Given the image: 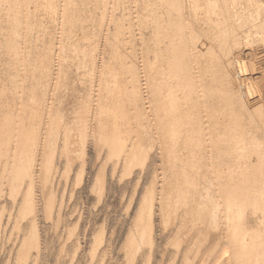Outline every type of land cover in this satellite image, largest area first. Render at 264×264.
<instances>
[{"label":"bare ground","instance_id":"1","mask_svg":"<svg viewBox=\"0 0 264 264\" xmlns=\"http://www.w3.org/2000/svg\"><path fill=\"white\" fill-rule=\"evenodd\" d=\"M70 1L76 5L72 0H0L1 56L5 55L9 66L18 61L22 64L27 57L30 59V51L37 49L34 55L36 58L33 57L35 63L31 60L33 66H36L31 70L33 72L35 68L37 74L33 90L30 87L32 92L27 96L31 102L30 108L26 107L29 115L24 112L14 115L10 111L7 112L8 115L6 112L4 114L9 119L5 118L8 122V125L4 123L6 131L0 130V133L3 132V136L0 135L3 138L0 142V156L6 152L8 158L0 162L3 165L0 186H8L14 197L13 203L16 201L15 196L21 194V189L27 186V192L22 193H25L23 199L29 201L33 213L38 200L36 196L30 197L28 194L30 187L38 184L46 215L50 216L57 199V155L60 159L66 155L67 148H77L84 157L86 140L88 137L96 138V121L100 123L104 135L106 129H109L107 137L110 141L107 145L110 155H115L114 164H122L125 173L129 174L132 171L129 169L130 165L138 160V156H135L140 150L136 149L138 143L127 140L128 130L125 132L123 129L124 132L120 133V127L122 129L128 126L127 121L124 119L126 126L123 127L119 121L122 115H128L127 112L134 117L141 115L150 131L152 146L155 132L160 134V145H163V148L160 146L162 166L158 167L160 172H157V166L153 168V178L147 184H142V187L140 183L144 172L139 171L137 179L131 185L127 211H123L125 218L130 220L118 247L122 251L119 264H137L138 260L141 264L152 263L158 239L168 230L171 232L169 243L175 248L172 257L173 260L178 257V264H264V64L260 67L253 66L255 43L263 46L264 50V0H145V6H142L144 32L140 33L143 28L135 26L139 30V33H135L139 34L137 36L143 44L141 64H137L139 61L136 60L135 63L143 66L144 82L138 85V76L132 75L129 79L131 87L126 99L124 98L129 111L124 109L125 102L121 104L115 97L108 103L106 93L109 81L102 73L109 67L110 51L119 54V43L134 40L137 36L128 38L129 40L123 36L118 41L114 35L112 37L110 25L114 0L105 1L107 5L103 8L104 12L101 10L103 14L99 24L94 22V14L87 4L91 0H76L82 5L81 8L80 5L76 8L68 7ZM132 1L134 5H130L132 8L124 18L134 23L140 17V11L135 5L138 1ZM30 3L33 4L29 5ZM93 8L98 10L100 6ZM36 14L40 16L38 19ZM44 17H48L51 22L49 25L55 27L47 41L42 38L45 29L40 21ZM118 23L112 22L121 27L122 24ZM95 24L96 33H88L87 28ZM77 27L78 31L75 29ZM128 27L124 35L127 33L129 36L132 31L129 32ZM116 30L113 32L121 30V34L118 33L121 36H116L122 37L124 29L121 27L119 31ZM34 32L38 40L35 36L31 42L30 37ZM70 34L72 44L80 39L82 41L75 46L70 44L74 47L73 51L81 55L79 62L82 65L88 63L87 65L96 69L98 80L88 121L86 125L79 127L82 132L85 131L84 140L78 135L72 141L76 135L70 134L72 128L63 121V98L59 99L61 96L54 95L55 88L62 80L59 77L66 56V53L63 56V44ZM68 45L65 44L67 50L70 48ZM261 55L257 57L260 58ZM158 60L161 64L157 72L154 68L158 66H154V61ZM130 62H126V68L134 74L138 66L132 65L133 62L129 64ZM14 67L12 66L17 71ZM154 70L161 75L159 80L154 77L156 73L153 76ZM29 73L27 74L30 75ZM14 77L16 76L11 78ZM16 85L15 81L13 86ZM19 85L22 86L21 83ZM0 88V93L3 94L5 91ZM41 89L43 91L39 92ZM21 99H18L19 102ZM0 103L3 105L4 102ZM22 108L20 111H23ZM104 112L116 114H113L110 126L100 120V115ZM27 116L38 117L35 119L38 120L39 127L35 129V126V133L34 130L28 132L25 129L28 126V123L24 126ZM31 123L32 121L29 126ZM33 127L34 125L32 129ZM149 152L150 150L147 151ZM139 153V161L142 158L144 160L141 156L143 153ZM81 165L83 176L79 173V183L84 179L85 159ZM139 191L140 195L136 198ZM61 206V203L57 206V217L60 216ZM25 211L27 213V209ZM256 213H260L258 221L255 220L256 223L252 224L249 222V215ZM35 221L37 220L33 218L32 223L36 228ZM103 231L100 233L101 241ZM114 232L112 229L107 247L99 255L97 264H105ZM39 236L36 229L31 244L36 251L41 247ZM21 242L20 245L23 244ZM24 250L20 255L26 257L28 253Z\"/></svg>","mask_w":264,"mask_h":264},{"label":"rangeland","instance_id":"2","mask_svg":"<svg viewBox=\"0 0 264 264\" xmlns=\"http://www.w3.org/2000/svg\"><path fill=\"white\" fill-rule=\"evenodd\" d=\"M74 1H75L76 5H73L74 3L72 4L70 1V4H68L69 5L68 7L73 8L75 6V8H76V6L80 5L79 8H81L82 5L77 3L76 0H72V2H74ZM105 1L107 2L108 0H91V2L90 1L87 2L88 6L91 9V12L94 14V19H95L94 22L96 21V22H98V24L101 21V17H102L101 15L104 12L103 8L106 7V5H107V4H105L106 3ZM127 1H130V2H127ZM136 1H138V2H135V5L137 6L138 11H140L139 12L140 17L137 19V21H135L138 23V24L136 23V25H135V22L132 23V21L130 19H127L126 17L124 18V16L127 15V12H129L131 10L130 9V8H132L131 6L134 5L133 1L132 0H114V8H112V10H113L112 22L114 24H117L118 22H120L122 24L121 25L122 29H124V30H122V32H123L122 37H119V36H121V35H119V34H121V32H120L121 27L118 26L120 24L118 23V25L116 26V25L112 24V22H111L110 33H111L112 37H114V36L116 37L117 41L122 40L121 38H123V36L127 40H129L133 37L135 38L137 36V34L139 33V30L137 28L138 27H140V29L143 28L142 23H144V21H143L144 19H142V18H143V14H144L143 13L144 12L143 7L145 6V0H142V1L136 0ZM31 4H33V3H30L29 5H31ZM7 5H8V3H7ZM70 5H72V6H70ZM96 5L98 7L100 6V8H98V10L93 8ZM5 6H6V3H5ZM101 10L103 12H101ZM38 12L37 13L40 14V11H38ZM38 14H36L37 15L36 19H38L40 17V16H38ZM47 18L48 17H46V19H45V17H44L43 21H40L43 23V27L45 29V32H44L43 37H42L45 41H47L49 39V37H48L49 34L53 33L55 31V29H54L55 27L53 28V25H51V24L49 25V23H51V22ZM128 25H130V28L128 27ZM68 26L69 25H67V27ZM118 27H120V29L116 30V28H118ZM126 27H128L129 32L132 31L129 36L127 35V33H126V35H124V33H125L124 31H126L125 30ZM34 28H37V27H34ZM75 29L77 30V29H79V27H77ZM75 29H72V31L75 32ZM87 29H88V33H96L97 26H96V24L94 26L90 25L89 28H87ZM113 30H116V31L120 30L118 32L119 34L117 32L115 33V31L113 32ZM136 31L138 33H135ZM141 32H144V28L142 30H140V33ZM35 33L36 32H34L32 34V36H31L32 38L30 37L31 42L34 41L33 37L35 38V36H36ZM116 35H119V36H116ZM138 36H139V34H138ZM138 36L134 40L131 39L128 42H122V43L120 42L119 43L121 46L120 49L122 50V48H123L122 51L124 53L121 52V50H119V52H120L119 54L113 50H111L109 53V56H108L109 67H106L104 69V73H102L103 74L102 76H104V78L109 81V84L107 87V93H106L107 97H109L107 99L108 103L109 102L111 103V99H113L114 97L118 101H120L121 104H122V102H125L124 98H125V96L128 95L129 89L131 87V82L129 83V79L132 77V75L138 76V78H137L138 79V82H137L138 85L140 82H144L143 66L137 65L138 63H140L141 59L143 58L142 57L143 52L141 50V46L143 44L139 40ZM67 37H69V36H66V38ZM118 37H119V39H118ZM249 37L248 38L251 39V36H249ZM37 38L38 37L36 36L35 39L38 40ZM66 38L62 41L63 43L66 40ZM70 39H71V34H70L69 39L67 38V40L69 41V45L72 44ZM67 40L63 44V46H64L63 56H64V53H66V56L63 60L64 61L63 62L64 67L62 68V71H61L60 77H59L62 80L59 82V85L57 86V88H55L54 95L61 96L59 99L63 98L61 100V101H63V102H61V105H62L61 111H62V115L64 117L62 115L61 116L63 118V121H66L67 126L69 128H72V130H70V132H71L70 134L76 135L74 138L71 139V141L73 139H75L76 137H79L78 135L81 136V140H84L85 131L82 132L80 130L81 128L79 129V127L81 125H86L88 118H89V110L91 107L90 105L92 104V102L95 98V93H96V89H97V82H98L97 77H96V71L97 70L92 68L90 65H87L88 63L86 65L85 64L82 65L79 62L81 55H79V53H76L73 51L74 47H71V45H70V48L68 47L69 50H67V47L65 46V44L68 45ZM78 42H74L73 43L74 46L82 43V41H80L81 43H78ZM76 43H78V44H76ZM255 44L256 45H254L255 47L253 46V48L256 51H254L253 58H255L254 60H255L256 64L254 63L253 66H259L260 67V65L264 64V50H263V46L259 45V43L258 44L255 43ZM125 46H126V49H124ZM0 49H1V47H0ZM65 50L69 51L71 54L69 52L67 53V51H65ZM36 51H37L36 48H33V50L30 51V54H29V56L31 55L30 59L27 57V60H26L27 62L24 61V63H26V66L24 63L21 64V62H19V61H18V63H15V65L13 63H10V66H9V62L6 61L7 58L5 57V55L1 56V54H3V53L0 54V57L3 58V59L2 58L0 59V61H1L0 62V65H1L0 66V85H1L0 87H2L3 91H5V92H3V94L0 93V96H1L0 102H2V103L4 102L3 105L0 103V113H1L0 119L2 118L0 121L1 122L0 125L3 124L0 126V128H1L0 130H3V132L6 131V130L4 131V129H7L4 126L5 125L4 123H6V125H8V122H6L7 120H5V118H8L7 112L10 111L14 115L17 112H21V113L24 112L26 115H29V110L27 108H30L29 106L31 105V102L28 100L27 96L32 92L31 89L33 90V85H34V80H35L34 77H35V74H37L35 72L36 66H35V64H34V66L32 64L34 62V58H36V56H34L36 54ZM50 52H51V50H50ZM32 54H33V56H32ZM68 54H70V55H68ZM50 55H51V53H50ZM258 55H261V56H259L260 58L257 57ZM70 56H71V58H69ZM66 59H68V60H66ZM135 60L139 61V62H137V64H136ZM30 61H31V63H30ZM129 61H131L129 64H132V62H133L132 65H135L136 67L138 66L136 71L134 72V74H131L129 72V70H127V68H126V65H127L126 62H129ZM5 62H6V64H5ZM28 62H29V64H28ZM154 63H155L154 66L157 65L158 67L154 68V66H153V68L156 69L158 72L160 69L159 66L161 64L160 60H158L157 62L154 61ZM27 64H28V66H27ZM11 65L15 66L14 68L17 69L18 73L16 70H14L12 68ZM16 65H18L20 69L17 68ZM29 65L30 66L32 65L31 68ZM2 66L4 68H2ZM5 67H8V68H5ZM33 67H35V68H34V71L32 72L31 69H33ZM245 67H246V65L244 66V68ZM24 69H26L25 73H24ZM28 70H30V71H28ZM21 72H23V73H21ZM29 72H31V73H29ZM27 73H29L30 75H28ZM153 73H154L153 74V76H154L156 73L155 70L153 71ZM19 74L20 75L22 74V75L20 76ZM156 74L157 75L154 77H157L155 79L159 80L160 78H158V77H161V75L158 73H156ZM14 75L16 77L11 78ZM31 75H33V76L30 77ZM140 75H142V76H140ZM23 76H26L25 77L26 81H24L25 78ZM22 78H24V79H22ZM30 78H32V79H30ZM7 79H9V81ZM21 79H22V82H20V83L22 84V86L19 85L20 84L19 81H21ZM11 80H13L14 82H12ZM157 80H156V82H157ZM3 81H6V82L4 83ZM15 81L17 84L16 85L17 87L16 86L15 87L18 88L19 92L13 86ZM23 83H25V84H23ZM3 85L6 86L7 88L4 87ZM144 86H145V84H144ZM21 87H23V88H21ZM30 87H31V89H29ZM142 87H143V85H142ZM25 88H27V90ZM43 89L38 90V91L41 92V91H43ZM23 91H24V93H23ZM28 91H30V92H28ZM253 91L255 92L256 89H253ZM14 92L19 93V95L15 94ZM99 94L104 95L103 92H99ZM13 96H14V99L12 101L11 99L13 98ZM17 96H20V97H17ZM46 96H47V94H46ZM18 99H21V102H19L20 100H18ZM23 99L26 102H24V101L22 102ZM14 101H15V103H13ZM12 103L15 105V106L13 105L14 108H12L13 107ZM125 104H124V106H125L124 109L125 110L130 109L127 105V102H125ZM9 106L12 109V111L9 108ZM22 106H24V108H25L24 110H23ZM20 107L22 108L23 111H20V109H21ZM126 107H127V109H126ZM17 108H20V109H17ZM25 110H26V112H25ZM111 110H113V109H110V111ZM127 111H129V110H127ZM5 112L7 114V115H5L6 117L4 116ZM113 114L114 113L109 114L107 112H104L100 115V120L101 119L104 120V122H106V125L110 126L111 121H112V117H114L116 115V114H114V116H113ZM127 114H128L127 116L125 114L122 115V117L125 116L126 118L125 117L124 118L119 117L120 121L117 119L116 123L118 124V121H119V124H120V126L122 125V127L126 126V124L124 125V119L128 123V126H126L128 129L126 127H123L121 129V127H120L121 132H120V130H119V132L123 133L124 131L126 132L128 130L129 131V137L127 138V140H129V142L135 141V143H138L136 145L137 151L140 150L144 154V155L143 154L141 155V152L140 151H139L140 153L138 152L142 157H144V160H142L143 159L142 158V159H140L141 161H139L140 156L137 153V155L135 157L138 156V160L134 163H137L138 161L139 162L137 164L132 163L133 165L132 164L130 165L132 168L129 166L130 167L129 169H132L131 173H129V174L125 173V171L122 167V164H120V163L118 165L114 164L115 155L114 154H112V156L110 155L111 151H110V148L108 147L109 145H107V143L110 141L107 137V135H109V132H108L109 129H106V132L104 135L103 129L100 128V123L95 121L94 125L96 126V129H97L96 130V138L94 139V138L88 137V139L86 140L87 142H85L86 144H85V155H84V157L81 154L80 150H76L77 148L76 149L73 148L72 150H71V148H67L65 150L66 155L64 157H60V159L58 158V155H57V159H56L57 162L56 163L59 167V174L57 175V179H56V183H55V186L58 188L57 189V196H56L57 199H56V206L53 208L52 214L50 216L47 217V215H46L45 207H44V204L41 200L42 197L40 195L41 189H40V186H38V184L32 185V187H30V193L28 194V196H30V197L36 196L37 197L36 199L38 200L35 212H33V213H31V206L28 203L29 201H25L23 199L25 193L24 194H22V193H23V191L27 192V186H25V188L21 189V194H19L18 196L14 195L16 198L15 203L12 202V199L14 197L10 193V190L7 188L8 186H5L3 188L0 186V264H97V263H99V255L102 253V250L107 247V242H108V239L110 237L112 229L115 231L114 236H113L114 241L112 240V245L110 246V249H109L110 253L108 252V254L106 255L107 258L105 256L107 261L105 262V260H106L105 259L104 263L105 264H107V263L108 264H115V263L119 264L121 262L122 251L118 247H119L120 242H121V240H122V238L126 232L128 225H129L130 219L125 218V215H126L125 211H127L128 205L126 206V204L128 202V199H129V196L131 193V187H132L131 185H132V183L135 182V180L137 179L136 175L141 170H143V172H144L143 177L141 178V183H140L141 187H142V184L143 185H145V183L147 184L149 182V180L151 181V179L153 178L152 177L153 176V168L155 169V167L157 166L156 167L158 169L157 172H160L159 168H161V166H162L161 165L162 164L161 163L162 158L160 155V146H161V148H163V145H160L162 143H160L161 141H159V140H161V138H159L158 135H160V134L158 132H155V138L153 137L154 143L152 146V139L150 137V131L146 127L145 120L141 117V115L134 117L132 115H129V112H127ZM29 118H30V121H32L31 126H29V124H30V121L28 122ZM32 118L33 117L27 116V118H25V124L26 125H24V126H27V123H28V126H27L28 129L25 128L26 131L28 130V132L29 131L33 132V130H34L33 133H35L37 131V130L35 131V129H38V127H39V125L37 124L38 120L35 119L38 117H34L33 119ZM114 119H115L114 121H116V118H114ZM15 122L17 123L18 120H16ZM34 123H36V124H34ZM38 123H40V122H38ZM33 125H34V127L32 129ZM35 126L37 128H35ZM29 127H31V130ZM123 129H124V131H123ZM3 132L1 131V133H0L1 136H3ZM32 132H30V134H33ZM62 134H63V132H62ZM2 139L3 138H0V142ZM69 149L71 151H67ZM147 149L150 150L149 153H147V151H148ZM145 154H146L147 158H146ZM0 157L1 158L3 157L2 160L0 158V162L6 160L8 158V156L6 155V152L1 153ZM83 159H85V162H86L85 174H84V179L82 180L81 183H79L78 182L79 177H81V175L83 176V173L81 174V171H82L81 163H82ZM113 166H114V170H113ZM1 167H2V169H1ZM2 170H3V165L2 166L0 165V171H2ZM0 174H1V172H0ZM14 183H15V180H14ZM139 195H140V191L137 194L136 198H138ZM59 202L61 203L62 206H61V210H60L61 212L59 213L60 216L57 217V210L56 209H57L58 204L60 205ZM23 205L24 206L26 205L27 207L25 208ZM134 206H135V204H133V209H134ZM26 209H27V213L25 211ZM9 213H10V215H9ZM259 215H260V213H256V215L252 214V216L249 215V222H251L252 224L256 223L258 221L257 218L259 217ZM122 216H124V217H122ZM33 218H35V220H37V221H35L36 222V228L34 227V225L32 223ZM255 220H256V222H255ZM36 229L38 231V234L40 235L39 237H40V241H41V247L38 251H36L35 247L33 248L31 246L32 239H33V236H34ZM102 230H104L103 231L104 234H102L103 235V241L99 240L100 239V233ZM240 230H241V228H240ZM169 231L170 230H168L165 235L159 237V239H158V248H157L158 250L156 249L155 254L153 256V259L151 260V262L153 264H160L161 262H162V264H175V263L178 264V261H177L178 257L176 256L175 260H173V257H172V256H174L173 252H175V248H174L173 244L171 245L169 243L168 238L171 235V232H169ZM168 234H169V236H167ZM23 238H25V239H23ZM20 242L23 243V244H21V245H23V247H21ZM166 242H168L170 245ZM160 245L162 248L159 247ZM163 245H164V248H163ZM29 246H31V247H29ZM18 247H20V248H18ZM172 247H173L174 251H173ZM21 249L22 250L25 249L24 252L28 253L26 257H23L22 255H20L22 252ZM159 249H160V251H159ZM37 254H38V256H37ZM160 256H161V258L163 256V258L161 259ZM164 256H165V258H164ZM170 258H172V259L170 260ZM154 260H155V262H154ZM172 260H173V262H171ZM141 263L142 262H140L139 260L137 261V264H141ZM152 263H149V264H152Z\"/></svg>","mask_w":264,"mask_h":264}]
</instances>
